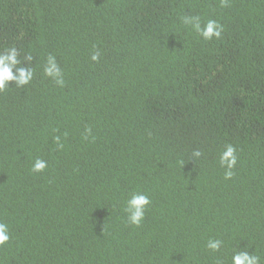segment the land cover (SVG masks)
Here are the masks:
<instances>
[{"label": "trees", "instance_id": "1", "mask_svg": "<svg viewBox=\"0 0 264 264\" xmlns=\"http://www.w3.org/2000/svg\"><path fill=\"white\" fill-rule=\"evenodd\" d=\"M194 15L222 38L182 23ZM12 46L35 76L0 92V264H264V0H0ZM135 192L151 201L140 227L124 212Z\"/></svg>", "mask_w": 264, "mask_h": 264}, {"label": "clouds", "instance_id": "2", "mask_svg": "<svg viewBox=\"0 0 264 264\" xmlns=\"http://www.w3.org/2000/svg\"><path fill=\"white\" fill-rule=\"evenodd\" d=\"M228 0H221V6L226 7ZM181 21L185 26H189L195 33L202 37L205 41L212 39L220 40L224 27L217 20L209 19L206 23H201V18L198 15L192 17L182 16ZM20 52L15 46L5 49L0 52V92H3L10 84H15L17 87H23L30 84L35 76V69L21 65L19 59ZM100 53L94 51L91 55L93 62H98ZM25 62L31 63L33 57L28 54L24 57ZM43 75L50 78L56 86L63 88L65 85L64 74L60 67L57 66L55 56L49 54L43 64ZM92 135V129L85 130L84 139H88ZM94 139V137H93ZM54 143L57 148H63L60 136L54 137ZM194 156L202 157L203 153L200 150L194 152ZM238 162L237 149L235 146L228 144L226 149L220 154L219 163L224 171V179L231 180L234 173V168ZM178 163H182L178 162ZM47 161L35 159L31 171L33 173H42L47 168ZM151 204L149 197L146 194L135 192L131 198L127 200L124 212L127 214V220L130 225L140 227L145 219V212ZM10 233L8 225L0 222V247L8 244L10 241ZM222 241L219 239H210L206 247L217 252L222 246ZM232 264H260V257L257 255H249L247 251L237 252L232 257Z\"/></svg>", "mask_w": 264, "mask_h": 264}]
</instances>
